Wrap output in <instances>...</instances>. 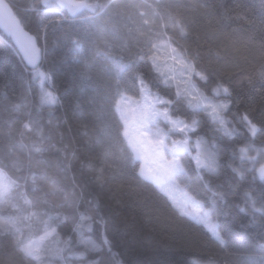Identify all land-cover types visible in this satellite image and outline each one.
Here are the masks:
<instances>
[{
	"label": "snow or ice",
	"instance_id": "obj_1",
	"mask_svg": "<svg viewBox=\"0 0 264 264\" xmlns=\"http://www.w3.org/2000/svg\"><path fill=\"white\" fill-rule=\"evenodd\" d=\"M40 2L47 5L52 0ZM56 2L75 14L82 8L93 12L98 7L106 10L114 0L107 5H100L99 0ZM142 3L151 10V16L139 6L129 9L117 5L118 14L127 22L125 34L107 51L96 45V55L107 62L105 93L99 101L90 98L96 106V117L101 121L100 136L89 137L87 126H84L82 135L88 137L89 147L106 141L109 150L120 154L139 182L154 186L167 199L171 198L181 218L193 216L197 225L202 226L205 246L231 256L233 264H264V113L256 116L250 109L233 111L239 105V100L234 99L238 77L249 83L259 82L261 98L264 99V38L257 39L256 33L252 32L233 40L221 33L235 50L251 48L259 53L258 57L245 58L246 67L234 65V72L225 71L222 63L226 65L227 61L222 62L218 55L213 57L211 49L205 59L199 53L190 55L189 46L184 42L189 36L185 27L187 19L180 14L179 5L166 0L153 3L142 0ZM211 8L207 2L186 6L187 11L202 16L211 15ZM228 12V9L224 10V19L230 18ZM65 19L56 18L58 23ZM101 25L106 28L107 22L101 20ZM44 28L46 31L47 25ZM259 30L264 32V28ZM40 51L33 45L29 56L33 65H36ZM91 67V64L86 65V69ZM37 76L41 85L40 104H56L58 97L44 87V81H51V76L39 69ZM15 108L19 109L20 105ZM105 108L107 116L103 111ZM24 127L32 130L30 123H25ZM36 135L40 143H33L32 148L41 154L37 165L41 171L40 174L30 171L24 179L25 191L21 195L27 210L15 208L16 214L6 223H0V247L6 238L10 242L8 257L0 256V264H123L119 253L113 251L114 242L108 233L99 196L85 199L82 192L77 195L73 188L70 198L67 192L62 193L45 183L47 170L52 165L43 158L44 154L62 149L55 145L43 146L42 133ZM251 152L256 155H250ZM75 155L73 152L72 156ZM14 167L16 171L21 170L20 166ZM87 167L96 173L94 179L102 185L104 170L93 169L92 164ZM70 168L71 162L67 161L59 171L68 175ZM225 170L231 174L230 192L219 190L223 188V182L219 181ZM189 173L195 174L212 197L226 201L230 195L242 193L245 207L240 210L251 212V223L256 228L251 237L243 239L249 246L260 248V254L232 248L230 239L235 234L221 229L213 219L216 213L214 200L206 210H203L204 199L202 202L194 200L202 211L192 213L184 203L171 197L182 178L193 180ZM112 178L115 179V175ZM72 179L75 180L74 175ZM213 179L218 182L213 183ZM233 179L235 184L231 182ZM29 180L32 193L40 194L33 200L26 198ZM17 187L18 181L8 178L0 159V213L6 211ZM34 223L43 226L39 240L55 237V247H42L30 235L26 237L24 227L31 232ZM53 224L66 230V239L59 238ZM85 229L88 239H85ZM191 264L199 262L191 260Z\"/></svg>",
	"mask_w": 264,
	"mask_h": 264
},
{
	"label": "trees",
	"instance_id": "obj_2",
	"mask_svg": "<svg viewBox=\"0 0 264 264\" xmlns=\"http://www.w3.org/2000/svg\"><path fill=\"white\" fill-rule=\"evenodd\" d=\"M8 1L24 27L37 37L43 48L44 61L36 69L28 67L11 38L0 29V159L8 178L18 181L9 206L0 213V223H6L15 215V208L27 210L21 194L25 191L24 179L29 172L40 174L41 171L37 167L41 154L32 148L33 143H40L36 135L40 132L43 146L55 145L62 149L44 154L43 158L52 165L47 170L45 183L62 193L67 192L70 198L73 188L77 195L82 192L85 199L99 196L108 233L114 242L113 251L119 253L123 264H191V260L198 261L199 264H233L231 256L202 243L204 232L193 216L181 218L175 211L171 198L167 199L154 186L139 182L120 154L109 150L106 141L89 147L88 137L82 135L84 126H87L89 137L100 136L101 121L96 117V106L90 98L99 101L105 93L107 62L102 56L96 55V45L107 51L125 34L124 25L127 22L118 14L117 5L127 6L129 9L137 6L145 8L149 16L151 10L146 8L142 0H114L106 10L98 7L95 12L88 9L74 16L55 2L44 5L40 0ZM147 2L153 3L155 0ZM166 2L179 5L180 14L187 19L185 27L189 36L184 42L189 46L190 55L199 53L205 59L211 49L213 57L218 55L222 62L227 61L226 65L222 63L225 71L233 72L236 70L234 65L246 67L245 58L259 56L251 48L235 50L221 33L231 36L233 40L252 32L256 33L257 39L264 38V32L259 30L264 28V0ZM206 2L212 5L209 16L186 10L188 4ZM99 3L107 5L110 0H99ZM225 9L229 10V19H224ZM98 13L101 15H97ZM58 17L66 19L58 23ZM101 20L107 22L106 28L102 27ZM136 25L139 26L138 21ZM88 64L92 65L90 69H86ZM37 69L51 76V81H44V87L58 97L56 104H40L41 85ZM238 79L239 83L234 85V99L239 100V105L233 111L250 109L256 116L264 113L261 84L257 81L249 83L242 77ZM17 104L20 105L19 109L15 108ZM103 111L107 116L106 108ZM50 120L52 123H49ZM25 123H30L32 130L26 129ZM101 139L103 141V137ZM256 146L259 147V143ZM73 152L75 157L72 156ZM249 154L256 155L255 152ZM67 161L71 162V168L69 174L64 175L59 169ZM88 164H92L93 169L104 170L105 181L102 185L94 179L96 173L88 169ZM14 165L20 166L21 170L16 171ZM113 175L115 179L112 178ZM189 175L195 177L194 173ZM230 175L225 170V174L220 177L219 182H223L220 191H231ZM205 179L208 177L205 176ZM217 182L213 179V183ZM231 182L236 183L234 179ZM26 187L28 200L40 195L32 193L30 180ZM175 189L177 190L174 194L171 193V197L184 203L189 212L202 211L193 202L195 199L181 186ZM220 201L230 202L236 207L239 205V210L245 207L242 193L230 195L226 201ZM243 213L252 219L250 211ZM52 226L57 227L60 239L67 238L66 230L56 224ZM24 232L26 237L30 235L42 247L52 248L57 244L55 237L39 240L43 235V226L39 223H34L31 232L24 227ZM88 238L85 229V239ZM3 243L0 256L7 259L10 247L8 238Z\"/></svg>",
	"mask_w": 264,
	"mask_h": 264
},
{
	"label": "rangeland",
	"instance_id": "obj_3",
	"mask_svg": "<svg viewBox=\"0 0 264 264\" xmlns=\"http://www.w3.org/2000/svg\"><path fill=\"white\" fill-rule=\"evenodd\" d=\"M52 2H55L56 4L62 6L65 10L71 12L69 9L56 2V0H52ZM83 10H88V8H84ZM161 55H164V53H161ZM136 98L139 99V97ZM179 186H181L195 200L202 202L204 199L206 201L204 210L207 209V206L211 205L213 200L215 201L216 213L213 219L220 224L221 229L229 230L235 234L234 237L230 239L232 248L241 249L245 252H252L257 255L260 254V248L249 246L247 241L243 239V237H251L252 233L256 230L255 226L252 225L251 218L249 216L245 215L232 203H223L218 197H212L211 194L204 189L202 183L195 177H193L192 181H186L182 178ZM176 190L177 189L174 188L172 194H174ZM257 220H259V215H257ZM37 244L40 245V242H37Z\"/></svg>",
	"mask_w": 264,
	"mask_h": 264
},
{
	"label": "water",
	"instance_id": "obj_4",
	"mask_svg": "<svg viewBox=\"0 0 264 264\" xmlns=\"http://www.w3.org/2000/svg\"><path fill=\"white\" fill-rule=\"evenodd\" d=\"M84 8L72 15L77 16ZM0 29L11 38L26 65L32 69L38 68L44 61L43 48L39 45L37 37L28 31L17 16L13 6L8 0H0ZM33 45L40 49L36 65L30 62ZM27 50V54H26Z\"/></svg>",
	"mask_w": 264,
	"mask_h": 264
}]
</instances>
